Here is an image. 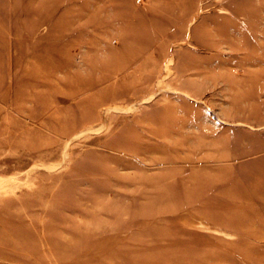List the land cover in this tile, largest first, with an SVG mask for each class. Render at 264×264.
Wrapping results in <instances>:
<instances>
[{
  "label": "rangeland",
  "instance_id": "374dc122",
  "mask_svg": "<svg viewBox=\"0 0 264 264\" xmlns=\"http://www.w3.org/2000/svg\"><path fill=\"white\" fill-rule=\"evenodd\" d=\"M0 264H264V0H0Z\"/></svg>",
  "mask_w": 264,
  "mask_h": 264
},
{
  "label": "bare ground",
  "instance_id": "6f19581e",
  "mask_svg": "<svg viewBox=\"0 0 264 264\" xmlns=\"http://www.w3.org/2000/svg\"><path fill=\"white\" fill-rule=\"evenodd\" d=\"M91 84H92V83H91ZM93 86H94V85H93ZM93 86H92V87H93ZM113 89H114V88H113ZM108 90H109V89H108ZM110 90H111V89H110ZM108 92H109V91H108ZM111 93H112V91H111ZM109 96H110V95H109ZM109 96H108V97H109ZM106 97H107V96H106ZM87 114H88V113H87Z\"/></svg>",
  "mask_w": 264,
  "mask_h": 264
}]
</instances>
